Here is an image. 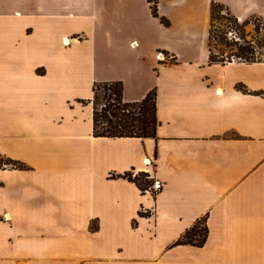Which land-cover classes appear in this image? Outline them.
I'll use <instances>...</instances> for the list:
<instances>
[{
	"label": "crops",
	"instance_id": "1",
	"mask_svg": "<svg viewBox=\"0 0 264 264\" xmlns=\"http://www.w3.org/2000/svg\"><path fill=\"white\" fill-rule=\"evenodd\" d=\"M155 1L0 0V264H264V60L208 49L212 2L242 22L264 0ZM112 82L155 89L154 137L93 135Z\"/></svg>",
	"mask_w": 264,
	"mask_h": 264
},
{
	"label": "trees",
	"instance_id": "2",
	"mask_svg": "<svg viewBox=\"0 0 264 264\" xmlns=\"http://www.w3.org/2000/svg\"><path fill=\"white\" fill-rule=\"evenodd\" d=\"M156 1L152 3V14L157 16ZM221 9L226 12L228 17L237 23L240 27L247 24L248 20L239 22L236 17L231 15L228 8L224 5L212 2L210 5V21L208 30V49H209V62L210 63H224V59L217 58L211 48V27L213 11ZM257 21L263 22L259 18H254ZM161 21L166 25L167 20L161 18ZM228 46V45H227ZM253 51L250 46H240L234 53V56L241 58L244 62H254ZM95 83L93 85V99L89 100L92 104V122H93V135L95 137H154L156 134L157 118H156V91L150 90L144 98L137 102L124 101L122 96V84L120 82L109 83ZM100 85L104 90L105 101L98 107V94L97 90ZM108 91V94H107ZM85 102V101H81ZM130 181H133L138 188L144 190L151 184L146 172H139L138 176L133 178L130 173L123 175ZM199 224L194 225L183 236L178 243H189L195 246H200L206 240L207 228L205 223H201V229L197 230ZM200 227V226H199Z\"/></svg>",
	"mask_w": 264,
	"mask_h": 264
},
{
	"label": "rangeland",
	"instance_id": "3",
	"mask_svg": "<svg viewBox=\"0 0 264 264\" xmlns=\"http://www.w3.org/2000/svg\"><path fill=\"white\" fill-rule=\"evenodd\" d=\"M212 17L210 44L212 52L217 58L224 59L225 61L241 60V58L234 56V53L237 51L238 47L248 45L253 51L252 55L254 61L264 60L263 22L257 21L252 18L248 19L247 24L240 27L237 23H234L228 17L224 10L221 9L213 11ZM107 86H109V83L107 84ZM97 94V102L99 107L105 101L102 85H100L99 89L97 90ZM198 224L200 227L198 226V228L196 229L200 230L202 226L201 223Z\"/></svg>",
	"mask_w": 264,
	"mask_h": 264
},
{
	"label": "built area",
	"instance_id": "4",
	"mask_svg": "<svg viewBox=\"0 0 264 264\" xmlns=\"http://www.w3.org/2000/svg\"><path fill=\"white\" fill-rule=\"evenodd\" d=\"M63 42L64 43H67V40L64 39ZM157 55L161 59L162 58L163 59L165 58V56L162 53H158ZM144 165L146 167H150L152 165V163H151V161L149 159H146V160H144ZM147 174H148V177L147 178L151 179L152 182H151V184L147 188H145L144 190H142V192L143 193H147L148 192V193H151V194H156V192H158V191L161 190L162 183H161L160 180H158L157 178L153 177L150 171H147ZM131 176L133 178L137 177L138 176V172L137 171L131 172ZM142 210L146 211L143 208H142Z\"/></svg>",
	"mask_w": 264,
	"mask_h": 264
}]
</instances>
